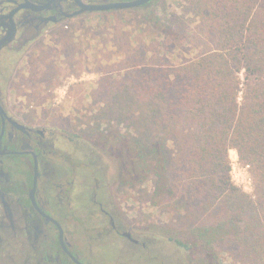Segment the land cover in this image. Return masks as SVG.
Returning <instances> with one entry per match:
<instances>
[{
    "label": "rangeland",
    "instance_id": "rangeland-1",
    "mask_svg": "<svg viewBox=\"0 0 264 264\" xmlns=\"http://www.w3.org/2000/svg\"><path fill=\"white\" fill-rule=\"evenodd\" d=\"M260 2L264 6V0ZM197 10L193 0H159L147 11L95 13L85 21L68 23L67 29L54 30L49 43L33 48L23 70L22 79L32 89L26 91L30 103H43L44 110H51L54 122L82 133L107 154L110 182L124 210L153 239L145 253L148 259L138 264L208 262L204 248L192 250L176 240L196 243L195 230L210 225L219 200L202 199L191 191L176 165L184 148L177 134L182 136V130L160 121L155 124L151 106H143L136 93L140 72L148 73L154 67L176 68L201 53L193 39L200 21ZM162 108L167 118L166 105ZM172 135L177 136V143ZM117 137L133 142L146 139L158 157L164 151L170 169L169 183L167 178L163 180L168 184L166 201L159 205L151 201L157 182L162 180L156 174V161L141 179V173L130 170L126 151L113 145ZM229 156L232 182L256 200L251 166L242 162L236 149H231ZM260 231L257 228L249 238L247 250L217 244L211 249L213 263L264 264L249 243Z\"/></svg>",
    "mask_w": 264,
    "mask_h": 264
},
{
    "label": "flooded vegetation",
    "instance_id": "flooded-vegetation-1",
    "mask_svg": "<svg viewBox=\"0 0 264 264\" xmlns=\"http://www.w3.org/2000/svg\"><path fill=\"white\" fill-rule=\"evenodd\" d=\"M159 0H0V264H138L153 239L110 182V161L82 133L29 101L22 79L54 30L112 4ZM57 31V30H56ZM53 42V41H52ZM94 143V142H93Z\"/></svg>",
    "mask_w": 264,
    "mask_h": 264
},
{
    "label": "trees",
    "instance_id": "trees-1",
    "mask_svg": "<svg viewBox=\"0 0 264 264\" xmlns=\"http://www.w3.org/2000/svg\"><path fill=\"white\" fill-rule=\"evenodd\" d=\"M260 1L193 0L200 14L194 47L201 53L176 68L140 72L136 84L138 100L151 106V120L182 130V136L176 132L184 145L176 165L188 187L202 199L219 200L210 225L195 230L196 243L176 240L185 248H204L207 264H215L211 249L217 244L247 250L257 228L259 236L249 243L264 263V6ZM172 136L177 143V136ZM116 142L113 145L126 151L130 170L141 173V179L156 161V174L162 180L151 201L154 205L166 201L168 184L163 180L169 183L170 169L164 151L159 158L142 138L133 142L117 137ZM231 149L251 166L256 200L232 182Z\"/></svg>",
    "mask_w": 264,
    "mask_h": 264
},
{
    "label": "water",
    "instance_id": "water-1",
    "mask_svg": "<svg viewBox=\"0 0 264 264\" xmlns=\"http://www.w3.org/2000/svg\"><path fill=\"white\" fill-rule=\"evenodd\" d=\"M134 4L131 3H122V4H112L110 6H107L103 9H124V8H130L133 7Z\"/></svg>",
    "mask_w": 264,
    "mask_h": 264
}]
</instances>
